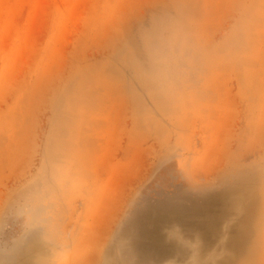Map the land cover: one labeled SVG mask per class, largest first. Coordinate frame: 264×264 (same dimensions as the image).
Listing matches in <instances>:
<instances>
[{"label":"rangeland","instance_id":"374dc122","mask_svg":"<svg viewBox=\"0 0 264 264\" xmlns=\"http://www.w3.org/2000/svg\"><path fill=\"white\" fill-rule=\"evenodd\" d=\"M237 263L264 264V0H0V264Z\"/></svg>","mask_w":264,"mask_h":264},{"label":"bare ground","instance_id":"6f19581e","mask_svg":"<svg viewBox=\"0 0 264 264\" xmlns=\"http://www.w3.org/2000/svg\"><path fill=\"white\" fill-rule=\"evenodd\" d=\"M242 117V116H241ZM117 185V184H116ZM116 188V187H115ZM115 191H116V189H115ZM113 192H114V189H113ZM115 193H118V192H115ZM112 196V195H111ZM114 197V196H113ZM109 198H110V196H109ZM113 200V199H112ZM109 201H110V199H109ZM115 201V200H114ZM115 204V203H114ZM213 204H214V202H213ZM110 204H107V206H109ZM113 205V204H112ZM114 206V205H113ZM113 208V207H112ZM118 209V208H117ZM215 208H214V206L213 205H211L209 208H203V209H199V213L201 214L200 216H202V218L204 217V216H206L207 214H214V210ZM212 212V213H211ZM104 214V213H103ZM102 214V215H103ZM197 214V213H196ZM165 216H164V219H166V221L168 220V216H166V214H164ZM194 215H195V213H194ZM154 221H155V219H154ZM101 223V222H100ZM104 223V222H103ZM101 226H102V223L100 224ZM104 225V224H103ZM97 226V225H96ZM203 240V242H207L208 240H207V238L205 237V238H202ZM235 240H236V238H235ZM93 241V240H92ZM237 241H238V245L240 244V246L239 247H242V250L241 249H239L238 250V254H237V258H241V256H242V258H243V262H246V261H248L249 259V257L251 258V254H250V246H249V242L248 243H246V240H245V238H242V237H238L237 238ZM92 243V242H91ZM203 249H206V245H202L201 246ZM202 248H201V250H202ZM93 258V257H92ZM7 261V260H6ZM88 261V260H87ZM70 263V262H69ZM87 263V262H86ZM95 263V262H94ZM237 264H241V263H237Z\"/></svg>","mask_w":264,"mask_h":264},{"label":"clouds","instance_id":"9594fccd","mask_svg":"<svg viewBox=\"0 0 264 264\" xmlns=\"http://www.w3.org/2000/svg\"><path fill=\"white\" fill-rule=\"evenodd\" d=\"M165 231L170 239L173 237H176L177 239H179L180 229L178 226H173L172 229H166Z\"/></svg>","mask_w":264,"mask_h":264}]
</instances>
